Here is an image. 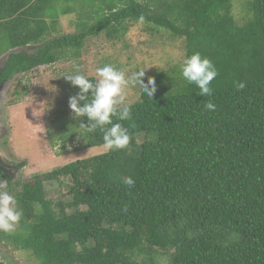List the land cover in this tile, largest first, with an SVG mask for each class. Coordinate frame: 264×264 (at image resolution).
<instances>
[{"label":"trees","instance_id":"trees-1","mask_svg":"<svg viewBox=\"0 0 264 264\" xmlns=\"http://www.w3.org/2000/svg\"><path fill=\"white\" fill-rule=\"evenodd\" d=\"M74 1L0 0V82L78 57L88 37L118 40L137 23L180 40L183 56L145 74L157 90L149 98L137 87L130 119L112 118L129 130L126 148L7 186L21 220L0 231V244L37 264H264V0H98L96 21L51 38L58 16L47 12ZM196 52L218 71L211 96L181 76ZM208 101L214 111L204 110ZM57 120L47 133L53 148L76 136L84 148L103 147L100 129L79 128L87 117ZM46 183H58L56 201L44 199Z\"/></svg>","mask_w":264,"mask_h":264},{"label":"rangeland","instance_id":"rangeland-1","mask_svg":"<svg viewBox=\"0 0 264 264\" xmlns=\"http://www.w3.org/2000/svg\"><path fill=\"white\" fill-rule=\"evenodd\" d=\"M81 1L58 2L47 12L48 18L58 16L53 21L55 32L49 30L51 38L80 33L85 25L96 21L99 1L91 4ZM64 9L68 14H61ZM145 28L146 25L137 23L118 40H108L103 35L88 37L83 41L78 57L66 53L52 65L15 76L5 88L0 89V127L7 131L0 138V165L14 176L9 183L11 188L14 189L18 182L29 181L35 175L109 152L103 147L84 148L78 136L64 147L53 148L50 145L47 133L52 135L54 126H59L56 119L61 118L63 122L75 119L69 107L64 112L69 106V91L75 87L63 75L79 71L88 79L96 80V69L111 64L125 72L127 77L139 70H144L145 74L152 73L172 58H182L184 47L180 40L171 38L162 30L159 34L150 35L144 31ZM138 97L137 86L130 85L126 89L127 101L132 104ZM20 164L24 166L16 170ZM65 183L70 185L68 180ZM57 184H45V200L56 201L59 198ZM0 185L8 191L5 183L0 182ZM18 227L19 223L15 231ZM0 258L8 264H37L31 253L19 251L4 242L0 244Z\"/></svg>","mask_w":264,"mask_h":264},{"label":"clouds","instance_id":"clouds-1","mask_svg":"<svg viewBox=\"0 0 264 264\" xmlns=\"http://www.w3.org/2000/svg\"><path fill=\"white\" fill-rule=\"evenodd\" d=\"M180 72L188 84L197 86L201 96L212 95L213 89L210 85L217 77L218 71L208 58L196 52L182 61ZM144 76L145 71L139 70L126 77L125 72L111 64L96 69L95 82L79 71L63 75L73 87L79 89L77 95L69 99V108L74 117L88 118V124L81 123L79 128L89 134L100 129L103 132L105 150L123 149L128 146L130 142L128 128L121 123L113 122L112 118L116 117L120 121L130 119L131 104L126 98V89L130 85L139 86L149 98L154 96L157 90L155 80L149 77L145 83ZM236 86L238 89H243L245 84L237 82ZM81 102H83L82 106ZM215 107L211 101L204 104L205 111H214ZM121 180L129 188L134 186L135 181L130 176H124ZM20 220L21 212L18 210L16 198L0 185V231L5 233L15 231ZM0 264H7V261L0 258Z\"/></svg>","mask_w":264,"mask_h":264},{"label":"flooded vegetation","instance_id":"flooded-vegetation-1","mask_svg":"<svg viewBox=\"0 0 264 264\" xmlns=\"http://www.w3.org/2000/svg\"><path fill=\"white\" fill-rule=\"evenodd\" d=\"M1 69H0V76L3 74V73H1ZM11 80H4V81H2V82H0V89H2V88H5V86L8 84V82H10ZM7 133V131H6V129L5 128H3V127H0V138L4 135V134H6ZM21 167H18V168H16V170H19ZM14 179V176L11 174V172L10 171H8L6 168H4V167H2L1 165H0V182H3V183H5L7 186H9V183H11V181ZM16 183V182H15ZM14 183V184H15ZM7 264H8V262H7Z\"/></svg>","mask_w":264,"mask_h":264},{"label":"water","instance_id":"water-1","mask_svg":"<svg viewBox=\"0 0 264 264\" xmlns=\"http://www.w3.org/2000/svg\"><path fill=\"white\" fill-rule=\"evenodd\" d=\"M1 62V61H0Z\"/></svg>","mask_w":264,"mask_h":264}]
</instances>
